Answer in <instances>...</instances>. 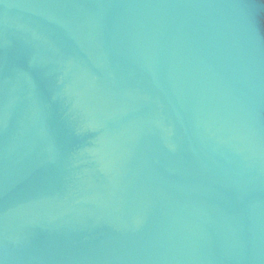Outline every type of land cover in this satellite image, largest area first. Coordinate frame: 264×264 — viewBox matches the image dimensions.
<instances>
[{"label": "water", "instance_id": "water-1", "mask_svg": "<svg viewBox=\"0 0 264 264\" xmlns=\"http://www.w3.org/2000/svg\"><path fill=\"white\" fill-rule=\"evenodd\" d=\"M0 264H264V0H0Z\"/></svg>", "mask_w": 264, "mask_h": 264}]
</instances>
